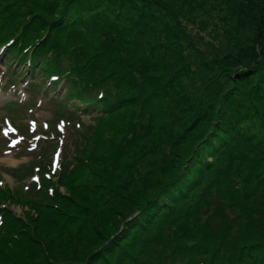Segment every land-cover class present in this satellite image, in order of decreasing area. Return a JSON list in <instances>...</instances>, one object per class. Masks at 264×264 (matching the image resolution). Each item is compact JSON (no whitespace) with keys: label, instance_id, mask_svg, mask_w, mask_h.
<instances>
[{"label":"trees","instance_id":"16d2710c","mask_svg":"<svg viewBox=\"0 0 264 264\" xmlns=\"http://www.w3.org/2000/svg\"><path fill=\"white\" fill-rule=\"evenodd\" d=\"M138 1L0 0L7 64L29 60L31 74L63 83L73 107L97 112L57 182L42 173L40 183L23 188L29 200L0 187V205L8 200L36 212L28 209L23 219L0 208V264H264V150L254 152L261 179L235 187L236 160L252 151L235 139L226 144L251 111L231 108L242 83H253L248 100L260 109L264 77L253 82L251 73L259 74L263 59L249 49L252 61L242 59L237 74L242 83L231 86L219 111L175 130L166 115L185 103L180 73L166 76L162 57L142 38L152 12L138 7L134 15L129 6ZM255 21L256 44H264V14ZM201 122L208 123L203 132Z\"/></svg>","mask_w":264,"mask_h":264},{"label":"rangeland","instance_id":"374dc122","mask_svg":"<svg viewBox=\"0 0 264 264\" xmlns=\"http://www.w3.org/2000/svg\"><path fill=\"white\" fill-rule=\"evenodd\" d=\"M156 1L166 4L169 11L159 9L153 4L148 5L147 1L144 0L132 4V6H129V10L136 16L139 12L138 7H141L145 13L155 12V14L148 13L146 15L148 26L142 38L150 45L155 46L154 52L162 57L160 65L165 66L163 72L166 76L169 73H180L176 83H181V90L184 93L182 101L185 103L179 108H174L166 115L169 122L173 123L175 130H181L184 123L194 120L193 118L197 114L205 113L207 110L209 114L219 111L222 98L230 91L231 86L233 87L237 83L236 86H239L242 83L237 81V74L245 70V67L240 66L242 59L244 62L252 61L251 54L248 52L249 49L251 51L258 50V59H263L259 74L256 75L255 71L251 73L253 82H258L259 78L264 77V53L262 52L264 44L257 45L255 41V16L264 14V11H260V0ZM143 3H146V5L142 6ZM251 13H253L252 16ZM15 66L22 72L20 74L19 71H12L13 76L18 77L17 84H14L7 74V70H13ZM32 78L39 80L38 83L31 82ZM43 78L44 76L42 77L39 73L36 76L29 75L27 69L19 67L16 61L10 62V65L7 66L5 52L0 49V130L7 128L9 133V135H6L7 139L0 138V181H2V187L13 189L22 200L31 199V196L23 192L22 189L24 180L29 175V171L25 174L24 171L26 172L28 167L31 168L38 151L45 147L49 159V157H52L54 149L58 148L57 152L60 154L55 159L56 168L61 161L62 154L64 158L70 157L76 153L78 145L82 147L84 138L76 129L77 125L83 123L85 128H89L97 123V119L91 113H79L73 117L68 115L66 111L72 109L67 100L61 99L62 88L56 89V92H61L59 96L50 94L49 88L47 86L43 87ZM45 82L47 81L45 80ZM243 84L236 90L237 94H233L230 98L233 104L231 108H233V114H237L240 109L248 107H251V111L243 120V124L240 125L244 126V129L241 132L235 130L236 135L232 130L231 132L235 136H230L226 144L235 139L236 146L239 144L243 149L249 148L252 153L247 152L244 159L237 158L235 175H233L232 180L235 187H240L247 181L261 179L260 177H254L255 173L258 174L262 170L261 167L257 166L259 157H256L254 152L264 150V124L262 122L264 121V90L257 101H255L256 99L253 100L260 105V109H258L254 107L255 104L252 105L248 100L249 90L253 83L245 82V85ZM249 98H252V96L249 95ZM12 101L13 105L11 107L5 105ZM24 102H27L25 104L32 102L30 103L34 113L32 121H35L34 128L31 126L32 131L35 133L33 138H25L23 134L11 130L6 123V121H11L16 128L19 126V130L25 127L24 121L30 116L23 110ZM240 104L241 107L238 108ZM234 107L238 109L235 111ZM63 114L71 116L69 117L71 119L68 125L63 123L62 133L58 134L53 129L50 134H46L42 130L45 123L57 126ZM198 126L203 132L208 123L201 122L198 123ZM201 132H196V140L201 136L198 134ZM241 133H245L246 136H238ZM20 137H23V139H19ZM11 139H17L19 142L13 147ZM9 140L10 143L7 146ZM161 140H164V138ZM6 146L7 148H5ZM163 147L167 150L170 148L169 145ZM233 154H235V151H233ZM221 157H223L222 164L225 166L229 152L228 154L227 151L221 154ZM90 178H92L91 175H88L87 179ZM28 181H31V179H28ZM261 185L264 186V183ZM257 189H260L259 186ZM60 190L67 194L65 187L61 186ZM200 192L201 189H198L195 196H199ZM219 192L218 188L212 189L213 194ZM99 197L100 190L96 196L97 202L99 201L98 204L102 202ZM11 207L17 213L26 217L24 205L12 204ZM102 208L100 210H103ZM31 211L35 212L34 210ZM102 213L107 214L108 212L104 211ZM115 218L114 216L112 220ZM70 226L75 228L78 223H72ZM152 233L144 234L143 237L153 236Z\"/></svg>","mask_w":264,"mask_h":264},{"label":"snow or ice","instance_id":"6c2138e0","mask_svg":"<svg viewBox=\"0 0 264 264\" xmlns=\"http://www.w3.org/2000/svg\"><path fill=\"white\" fill-rule=\"evenodd\" d=\"M9 43H12V41H9ZM51 79L55 80V79H57V77H51ZM30 111H31V110H30ZM6 123L8 124V127H11L10 122H7V121H6ZM63 123H64V122L61 121L60 124L58 125V127H60L61 131H63ZM30 124H31V126L34 128V126H35V121L30 122ZM44 126L47 127V124L45 123ZM77 126H79V125H77ZM12 130L15 131V129H12ZM3 131H4V134H5V136H6V135H7V132H8V129L5 128ZM19 139H23V137H20ZM18 142H19V140H17V139H13V140L11 141V145L14 147ZM33 179H38V177H34ZM0 183H2V181H0Z\"/></svg>","mask_w":264,"mask_h":264}]
</instances>
